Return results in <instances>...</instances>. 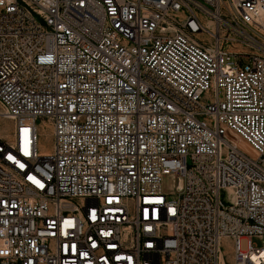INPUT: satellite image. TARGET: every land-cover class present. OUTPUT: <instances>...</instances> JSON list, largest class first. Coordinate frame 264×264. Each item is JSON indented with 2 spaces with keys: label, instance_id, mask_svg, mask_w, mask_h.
Wrapping results in <instances>:
<instances>
[{
  "label": "built area",
  "instance_id": "built-area-1",
  "mask_svg": "<svg viewBox=\"0 0 264 264\" xmlns=\"http://www.w3.org/2000/svg\"><path fill=\"white\" fill-rule=\"evenodd\" d=\"M263 236L264 0H0V264H264Z\"/></svg>",
  "mask_w": 264,
  "mask_h": 264
},
{
  "label": "rangeland",
  "instance_id": "rangeland-1",
  "mask_svg": "<svg viewBox=\"0 0 264 264\" xmlns=\"http://www.w3.org/2000/svg\"><path fill=\"white\" fill-rule=\"evenodd\" d=\"M41 142L46 145V146H43V149H42L43 151L50 149L48 147L49 140H48L46 135L43 134V136L41 137ZM174 185H175V183H174V180L171 176H166L161 181L162 189L167 191L168 193H172L174 191ZM223 197H224V195H223ZM251 242L253 243L254 246L262 247V246H264V236L262 238L253 237L251 239ZM225 247H227V246L225 245ZM244 247H245V240H242L241 241V248H244ZM227 250H230V249L227 248ZM227 259L230 260L229 255H227Z\"/></svg>",
  "mask_w": 264,
  "mask_h": 264
},
{
  "label": "bare ground",
  "instance_id": "bare-ground-1",
  "mask_svg": "<svg viewBox=\"0 0 264 264\" xmlns=\"http://www.w3.org/2000/svg\"><path fill=\"white\" fill-rule=\"evenodd\" d=\"M43 151V150H42ZM50 152V149L48 150H44L43 153H49Z\"/></svg>",
  "mask_w": 264,
  "mask_h": 264
}]
</instances>
